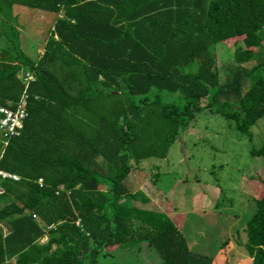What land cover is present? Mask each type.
<instances>
[{
  "label": "trees",
  "instance_id": "1",
  "mask_svg": "<svg viewBox=\"0 0 264 264\" xmlns=\"http://www.w3.org/2000/svg\"><path fill=\"white\" fill-rule=\"evenodd\" d=\"M16 8L55 15L35 60ZM0 19V107L14 110L34 78L21 134L0 141V171L20 178L0 177V264H101L116 252L229 264L231 241L195 253L168 201L145 208L153 199L129 177L166 159L204 111L252 136L264 119V0H0ZM220 44L233 51L227 73ZM251 154L264 159V143ZM256 205L246 250L264 264V192Z\"/></svg>",
  "mask_w": 264,
  "mask_h": 264
},
{
  "label": "rangeland",
  "instance_id": "2",
  "mask_svg": "<svg viewBox=\"0 0 264 264\" xmlns=\"http://www.w3.org/2000/svg\"><path fill=\"white\" fill-rule=\"evenodd\" d=\"M15 15H18L22 49L35 60L37 52L38 55L44 52V42L53 28L55 15L27 8H16ZM214 50L220 67L227 73L232 66L233 51L224 44ZM196 68L197 65L193 70ZM165 98L181 100L179 95ZM250 132L251 137L244 136L234 122L204 111L174 142L166 159L143 161L129 177L137 190L153 199V204L145 207L149 210H162L157 205V195L159 191L166 195L165 202L173 210L168 213L169 217L195 253L215 257L223 244L231 241L229 264H249L245 230L256 213V200L264 192V159L251 154L264 143V119ZM122 204L144 208L140 203L125 200ZM4 205L0 202V209ZM124 255L103 258L101 264H160L155 253L150 255V261L137 252Z\"/></svg>",
  "mask_w": 264,
  "mask_h": 264
},
{
  "label": "built area",
  "instance_id": "3",
  "mask_svg": "<svg viewBox=\"0 0 264 264\" xmlns=\"http://www.w3.org/2000/svg\"><path fill=\"white\" fill-rule=\"evenodd\" d=\"M24 81L26 84V89L14 110L6 109L0 107V141L4 145V148L7 147L10 139L18 137L21 134V131L24 127V122L28 117L27 112V89L29 84L34 80L33 76L26 74L24 76ZM0 177L4 179H11L15 182H18L20 178L15 175H10L0 171ZM42 181H40L41 183ZM0 194H3V190L0 187Z\"/></svg>",
  "mask_w": 264,
  "mask_h": 264
},
{
  "label": "crops",
  "instance_id": "4",
  "mask_svg": "<svg viewBox=\"0 0 264 264\" xmlns=\"http://www.w3.org/2000/svg\"><path fill=\"white\" fill-rule=\"evenodd\" d=\"M50 35V34H49ZM49 35H48V38H49ZM48 38H46L45 39V42H44V46H45V44H46V42H47V40H48ZM156 190H158V189H156ZM158 192V191H157ZM158 194V193H157ZM160 194V195H159ZM159 194L157 195V199H159L158 200V206L162 209L161 211L162 212H164V201H165V199H166V195L161 191H159ZM47 239V238H46ZM45 239V240H46ZM116 254H118V255H121V256H123V257H125V255H123V253L122 252H116ZM125 254V253H124ZM141 257V256H140ZM12 264H14V261L12 262Z\"/></svg>",
  "mask_w": 264,
  "mask_h": 264
}]
</instances>
